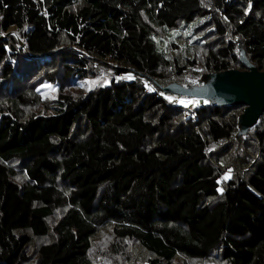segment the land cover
I'll use <instances>...</instances> for the list:
<instances>
[{"label": "trees", "instance_id": "1", "mask_svg": "<svg viewBox=\"0 0 264 264\" xmlns=\"http://www.w3.org/2000/svg\"><path fill=\"white\" fill-rule=\"evenodd\" d=\"M194 20L233 39L207 49L206 74L245 69L236 40L264 70V0H0V33L21 40L0 38V264H27L31 238L49 236L37 264H93L91 241L103 227L115 254L134 241L149 264L213 254L221 264H264V114L239 134L241 113L226 111L240 105L183 109L167 99L178 95L145 91L140 80L171 64L155 31ZM92 59L133 77L81 98L62 94L49 116H25L32 76L87 79ZM185 112L192 125L178 122ZM249 132L255 153L220 192L222 163L210 151Z\"/></svg>", "mask_w": 264, "mask_h": 264}, {"label": "rangeland", "instance_id": "2", "mask_svg": "<svg viewBox=\"0 0 264 264\" xmlns=\"http://www.w3.org/2000/svg\"><path fill=\"white\" fill-rule=\"evenodd\" d=\"M199 21L194 20L190 23L181 22L174 29L168 31L157 30L154 33V40L158 44V51L163 53V56L168 59L171 64L166 66L162 65L157 73L158 77L147 78L140 76L143 88L145 91H149V88L152 91L161 93L160 88H164L172 83L189 87L194 86L200 81L205 82L204 78L206 73L205 59L208 54V48L216 41L226 44L227 42L232 41L231 35L223 37V39H215L217 37L214 33H210L213 28L208 27H196ZM0 38L4 42L13 41L21 42L18 35L14 31H10L9 36L0 35ZM235 43V41H234ZM236 55L237 57L240 54L247 55L244 49L241 47V44L238 40L235 43ZM61 51H75L72 47L68 45H63L60 49ZM188 58L193 65L187 63L185 59ZM178 60L179 68H183L180 73L177 72L173 60ZM25 59H18L14 61L15 67L25 68ZM92 64H89L90 75L87 79L80 78H71L67 81L60 82L56 81L55 83L48 82L45 79L43 74L35 75V78L32 76L30 81L31 96L33 98V103L30 104L27 108L23 109L26 117L31 116H49L53 114V108L55 100L58 96L68 95L73 99L81 98L87 95L90 91L97 90L100 87L106 86L110 83L111 80H120V79H129L130 76L132 79L134 73L117 74L116 71L120 69H115V67L122 68L127 70V67H121L119 65H114L109 62H102L95 59L90 60ZM235 70L244 71L246 69H239V66H235ZM129 71V69H128ZM35 72V71H33ZM47 75L51 73L48 70ZM50 86V87H49ZM162 94V93H161ZM29 96V99H31ZM172 99L169 101L175 102L177 106L182 107L183 109L192 108L193 106L199 105V101L194 98L186 97H175L170 95ZM168 97V98H169ZM183 101V102H182ZM1 103V101H0ZM204 103L202 106H205ZM229 114H242L244 111V106H236L227 108ZM175 111L174 109H171ZM225 111V110H224ZM182 120L178 121L182 126L189 124L192 125L195 118L192 117L188 112L181 113L179 115ZM258 124V123H257ZM257 126V125H256ZM239 128V126H238ZM239 131V129H238ZM250 134V132L248 133ZM252 141V135H248L247 138L238 137L233 141L225 142L224 145H219L210 151L211 158L217 161H221V168L218 167V173L221 174L219 179L220 192L224 188L226 182L233 180L235 176L242 174V170L236 169V164L246 157L247 155H253L255 153V147ZM223 147V148H222ZM227 177V178H225ZM22 182V178L19 179ZM60 211L54 212V216L50 217L47 222L51 225L59 216ZM29 234V233H28ZM52 239V236L48 238H31L30 245L27 247V264H37L38 259V249L42 244L48 243ZM111 227L102 228L97 231L96 236L91 241V247L89 251V256L93 264H149L151 259H154L151 254L141 248L136 242L126 240L122 242L121 246L123 248V253L115 254L112 251L113 242ZM170 264H221L215 254L209 258L207 261H197V260H188L182 256H177L172 260Z\"/></svg>", "mask_w": 264, "mask_h": 264}, {"label": "water", "instance_id": "3", "mask_svg": "<svg viewBox=\"0 0 264 264\" xmlns=\"http://www.w3.org/2000/svg\"><path fill=\"white\" fill-rule=\"evenodd\" d=\"M238 60L246 70L206 74L205 82L200 81L201 84L198 82L194 86L184 87L172 83L160 90L163 94L197 99L200 106L204 103L218 106H244L238 126L239 134H245L264 114V70L256 69L243 54L238 56Z\"/></svg>", "mask_w": 264, "mask_h": 264}, {"label": "snow or ice", "instance_id": "4", "mask_svg": "<svg viewBox=\"0 0 264 264\" xmlns=\"http://www.w3.org/2000/svg\"><path fill=\"white\" fill-rule=\"evenodd\" d=\"M249 7H251V4H249ZM246 13H247V10H246ZM3 33H0V35H2ZM128 78H131L130 76L128 77ZM50 87V86H49ZM149 91H152V89L151 88H149ZM167 99H172V98H167ZM183 102V101H182ZM225 178H227V177H225ZM219 191V190H218Z\"/></svg>", "mask_w": 264, "mask_h": 264}, {"label": "crops", "instance_id": "5", "mask_svg": "<svg viewBox=\"0 0 264 264\" xmlns=\"http://www.w3.org/2000/svg\"><path fill=\"white\" fill-rule=\"evenodd\" d=\"M249 61V60H248ZM250 62V61H249ZM246 69V68H245ZM198 101V100H197Z\"/></svg>", "mask_w": 264, "mask_h": 264}, {"label": "clouds", "instance_id": "6", "mask_svg": "<svg viewBox=\"0 0 264 264\" xmlns=\"http://www.w3.org/2000/svg\"><path fill=\"white\" fill-rule=\"evenodd\" d=\"M163 94V93H162Z\"/></svg>", "mask_w": 264, "mask_h": 264}]
</instances>
